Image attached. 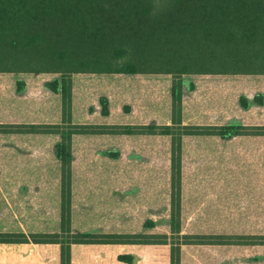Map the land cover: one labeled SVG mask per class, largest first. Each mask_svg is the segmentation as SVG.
I'll return each instance as SVG.
<instances>
[{"label": "rangeland", "instance_id": "rangeland-1", "mask_svg": "<svg viewBox=\"0 0 264 264\" xmlns=\"http://www.w3.org/2000/svg\"><path fill=\"white\" fill-rule=\"evenodd\" d=\"M54 76L34 75L30 80L40 88L43 80ZM128 77L71 75L62 124L51 128L60 133L66 145L64 163L54 155L59 139L56 134H24L17 140V149L23 152L3 145L10 140L0 139V230L60 233L64 178L69 181V192L64 194L72 234L145 235L154 242L167 235L163 238L167 244H72L70 264H129L118 259L123 255L132 257L130 264H264V245L178 248L182 235H264V151L244 153L232 147L224 152L220 140L213 138L204 142L189 139L190 143L185 139L181 152L183 133L178 123L168 130H164V122L157 123L154 133L128 137L127 126L131 131L148 125L126 122L132 118L137 122L136 115L141 111L140 105H133L134 112L133 107L129 110L134 102L130 92L134 81ZM228 86L222 90L226 97L231 91ZM39 88H31L28 96L47 102V95ZM50 96L55 115L56 105L62 104L59 97ZM100 98L108 108L105 117ZM199 100L212 122L219 123L220 116L225 121L233 116L234 109L228 111L217 95L207 94ZM232 103L227 98V108ZM149 136H154L152 141ZM12 161L16 168H25L9 167ZM27 178L33 180L34 189L22 195L23 200L12 199L10 192L18 188L14 181ZM70 231L63 234L65 240H70ZM177 248L180 255L174 251ZM27 249L0 246V264H60L58 245H31L28 255Z\"/></svg>", "mask_w": 264, "mask_h": 264}, {"label": "trees", "instance_id": "trees-1", "mask_svg": "<svg viewBox=\"0 0 264 264\" xmlns=\"http://www.w3.org/2000/svg\"><path fill=\"white\" fill-rule=\"evenodd\" d=\"M79 73L167 75L171 77V122L178 123L184 135H213L222 140L264 136V0H0V74L16 78V93L26 86L18 75L54 74L44 86L59 96L62 104L58 122H0V134H56L59 139L54 155L64 163L66 145L60 133L51 128L61 126L69 78ZM196 76L231 79L232 93L227 98L233 103L227 110H234L225 124L218 117L220 125H182L183 90L195 89L192 77ZM100 104L105 117L108 108L104 98ZM128 127V134H151L157 128L150 124L130 131ZM163 127L168 130L171 125ZM13 164L9 167L25 168ZM32 181H14L18 188L10 197L23 200L22 195L34 189ZM67 191L69 181L61 178L62 232L0 230V246L28 248V255L31 243L39 248L55 244L60 264H70L72 244H167L163 240L166 234L159 236L162 240L158 242L145 235L72 234ZM67 231L69 241L64 237ZM182 245H264V235H182L178 248ZM178 248L174 251L180 255ZM40 252L44 254L43 247ZM171 257L173 263V254ZM118 259L132 262L129 255Z\"/></svg>", "mask_w": 264, "mask_h": 264}, {"label": "crops", "instance_id": "crops-1", "mask_svg": "<svg viewBox=\"0 0 264 264\" xmlns=\"http://www.w3.org/2000/svg\"><path fill=\"white\" fill-rule=\"evenodd\" d=\"M43 77V75L37 74H26V75H18L19 78L24 79L26 81V86L21 93H16L15 90V82L12 75L9 74H0V122H13V123H22V122H31V123H46V122H57L60 120V107L56 105L58 110H56V114L53 115L54 108L50 104V95H54L49 92L44 84L47 80H43L40 84L41 90L47 95L48 101H40L37 97L28 96L29 91L35 88H39L37 83L31 81V77ZM119 77V76H118ZM126 77V76H120ZM133 79V86L130 89L131 97L133 99V104H129V110L133 107L132 112L135 111L134 106L140 105V110L136 115L137 122L126 121L129 124H140L145 125H157V123L165 125L162 126H174L171 122V114H172V106L171 99L169 95L170 90V80L171 77L167 75H134L129 76L128 78ZM31 79V80H30ZM192 80L195 82V89L192 92L183 90L182 103L180 106V119L182 125H220V123H224V119H220V123L212 122L209 119V116L206 114V110L202 106V102L199 98H203L207 94L212 96L217 95V98H220V101L223 103V106L227 109V97L226 94L222 95V90L227 89V84L230 82H226V79H219L218 81L213 80L210 76H196L192 77ZM130 83V82H128ZM227 83V84H226ZM39 88V89H40ZM123 96L126 97L127 88L124 86ZM231 89V88H230ZM230 93H232L230 91ZM55 97H59L54 95ZM60 99V97H59ZM193 99V100H192ZM134 105V106H133ZM187 106V108H186ZM138 111V110H137ZM149 116V118H148ZM134 117V116H133ZM146 117L148 119H146ZM54 118V119H53ZM53 119V120H52ZM144 121V122H140ZM160 121V122H159ZM263 123V122H262ZM126 124V123H125ZM264 124V123H263ZM158 126V125H157ZM29 135L28 137H33L35 135H43V134H25ZM24 134H0V139L10 140L11 143L3 144L8 146H15L17 149V140L24 137ZM145 135H132L129 134L128 137H145ZM50 136V135H46ZM171 144H173V136ZM181 144L180 151L182 152V141L185 143L189 142V139H195L196 142H204L206 139L216 138L222 143L224 146V152H228L232 150V147H235V151H241L244 153H258L259 151H264V136H236L231 138L230 140H222L217 136L205 135V134H183L181 135ZM126 137V135H125ZM147 137V136H146ZM154 136H149L150 141L153 140ZM147 139V138H146ZM146 141V140H145ZM15 144V145H14ZM253 145V147H248L246 145ZM179 145V144H177ZM241 145H245L243 148H239ZM0 146H2L0 144ZM257 146L258 148H256ZM263 147V149H260ZM172 151V145L170 146ZM179 148V147H178ZM20 149H17V151ZM170 151V150H169ZM202 151H205L204 149ZM34 244H30V246Z\"/></svg>", "mask_w": 264, "mask_h": 264}]
</instances>
